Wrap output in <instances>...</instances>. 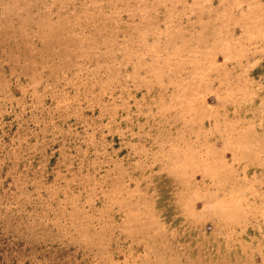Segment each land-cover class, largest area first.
Segmentation results:
<instances>
[{"label": "rangeland", "instance_id": "rangeland-1", "mask_svg": "<svg viewBox=\"0 0 264 264\" xmlns=\"http://www.w3.org/2000/svg\"><path fill=\"white\" fill-rule=\"evenodd\" d=\"M0 264H264V0H0Z\"/></svg>", "mask_w": 264, "mask_h": 264}]
</instances>
